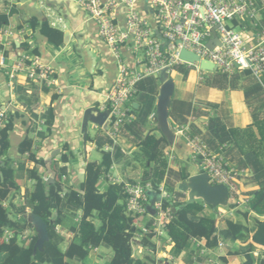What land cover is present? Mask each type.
<instances>
[{
	"label": "trees",
	"instance_id": "obj_1",
	"mask_svg": "<svg viewBox=\"0 0 264 264\" xmlns=\"http://www.w3.org/2000/svg\"><path fill=\"white\" fill-rule=\"evenodd\" d=\"M255 1L264 25V0ZM13 12L0 13V30L8 25ZM27 25L32 33L38 31L51 46L60 48L63 45V33L52 28L47 21L39 22L32 18ZM245 26L249 31H255L248 24ZM233 27L240 29L244 25L233 23ZM29 49L28 45L23 46V50L29 52ZM30 55L39 54L35 50ZM240 74L250 76L248 72H235L231 81ZM227 78L217 72L213 81L225 83ZM158 88L159 82L154 78H146L136 85L134 98L139 106L137 109L133 107L134 98L128 106L133 114L134 111H139V114L134 122L123 129L136 138L138 153L143 161L140 181L131 183L148 184L150 190L157 194L163 185L169 197L162 200V210H170L172 216L164 230L165 238L173 244L171 256L178 258L184 254L186 264H203L200 259L197 263L193 261L194 258L197 260L200 249L194 247L192 240H198L210 251L217 249L219 243L224 244L227 255L242 257V264H264V221L259 219L264 217V102L251 113L252 123L245 129L227 128L216 116L208 120L207 133L212 139L210 149L221 154L230 166L250 171L253 183L259 187L250 195L248 205L236 211L238 221L226 219L225 228L219 229L216 209L208 207L210 212L205 213V204L198 200L187 204L186 199L177 193L176 184L187 181L190 173L187 167L182 166L177 171L169 170L171 160L165 151L170 145L157 133L155 124L152 123L154 128L145 131L149 117L155 114ZM250 91L264 97V77ZM245 99L249 100L246 93ZM53 100H56V96ZM191 110L190 104L172 98L169 110L172 127L178 119L185 123V117ZM13 118L9 113L0 128V264H88L93 251L100 247L112 252L108 264H172L168 260H156L152 232L143 235L139 243L151 253L142 259L133 257L132 241L138 233L136 217L126 212L124 184L107 181V175L122 157V152L105 136L93 141L101 155L100 161L87 162L83 180L76 185L63 181V177H68L65 164L72 158L71 152L60 160L65 166L51 167L55 173V178L51 180L40 172L45 169L44 160L37 159L33 151L34 141L26 137L20 143L18 153L34 164L33 168L26 170L31 189L23 196L24 203L16 206L14 201L21 196L18 180L23 167L18 168L19 162L8 154ZM43 120L45 131L39 136L45 140L51 134L54 123L51 108L46 111ZM107 147H113V150L108 151ZM45 178L48 180L45 181ZM102 181L107 183L103 190L100 186ZM65 185L68 189H65ZM181 206L182 210L172 213V209ZM228 208H233V205ZM28 213L37 215L47 224L49 240L41 251H35L37 235L27 221ZM146 227L152 231V220L147 222ZM255 252H258V256H254Z\"/></svg>",
	"mask_w": 264,
	"mask_h": 264
},
{
	"label": "crops",
	"instance_id": "obj_2",
	"mask_svg": "<svg viewBox=\"0 0 264 264\" xmlns=\"http://www.w3.org/2000/svg\"><path fill=\"white\" fill-rule=\"evenodd\" d=\"M9 11L14 12L3 30L12 32L13 36L3 38V43L1 41L0 56L5 57L8 67L11 68L17 62L18 56L23 53L30 54L36 50L42 63L50 65L55 71L54 77L56 79V84L50 87L43 82L34 83L28 80L24 73L16 74L14 79H10L9 69L0 67V111H5L6 117L9 113L14 117V128L9 136L10 149L8 154L9 157L19 162L18 168L23 167V170L20 171L21 182H19L20 197H22L26 191L31 189V182L26 178V170L34 166L27 160L26 156L21 157L18 153L19 145L26 137L33 139V151L37 159L45 160L52 151L60 150V153L52 160L51 167H54L53 165L55 167L66 165L68 177H65L63 181H68L69 185H76L83 180L84 168L89 162L88 154L96 150L95 143L88 138L87 132L86 142L83 141L85 155L80 152L83 162L78 161L73 155L78 134L81 137L84 135L82 129L83 113L89 108L101 112L100 107L105 103L106 95L117 77V62L109 47L100 39L96 22L71 0H43L42 3L40 0H0V13H9ZM136 11L145 17L151 25H154L153 17L145 1L142 0L136 5ZM32 18L39 22L47 21L52 28L61 31L64 36L63 45L60 48H55L38 31L32 33L27 25V22ZM117 22L120 26H124L122 12L117 13ZM24 45L30 47L29 52L23 50ZM88 47L98 55L96 67L88 73L83 70L82 66L80 72L77 73L71 58L74 56L78 59V52L81 49L84 51ZM122 56L128 67H138L135 62L139 58L138 56L129 53L127 50H122ZM89 63L91 62H86L87 67H89ZM196 72H190L186 78L183 76L178 78L175 72L169 75L175 84L173 94L175 100L188 103L192 107L189 115L185 117V123H182L180 119L175 121L173 126L176 132L175 145L170 146L165 151L172 156L171 161L176 160L180 164L184 159H187L190 164H196L186 141L187 136L199 138L210 149L212 139L207 133L209 118L218 117L227 128L245 129L252 123L251 113L258 110L259 104L264 102L263 96L254 95L250 91L257 82L251 76H241L240 74L231 81V78L235 77L232 75L227 78L225 83L213 81L211 86H201L198 83ZM92 75L95 76V80L91 77ZM245 93L249 100L245 99ZM55 96L56 100H53ZM156 99L157 96L154 108ZM136 101L138 100L134 98L132 103L136 105L135 109L139 106ZM1 107L4 109L1 110ZM49 108L53 111L54 123L51 134L42 140L39 134L45 129L44 125L40 126V122L44 121L43 116ZM89 124L95 130H97L96 126H100L89 122L87 127ZM38 128L41 129L40 132H38ZM182 129L185 130L186 136L177 134ZM133 138L135 137L128 130H121L116 146L121 149L122 157L115 162L109 174L123 183L137 182L134 176L138 173H136L137 171L132 172L135 167L128 157L130 151L138 149V144H135L134 147L132 142L129 143ZM67 149L68 151H66ZM69 152L72 153V158L69 163L62 165L60 161L62 156H66ZM212 152L216 153L213 150ZM169 167L175 168L171 165ZM232 167L236 168L235 166ZM40 172L50 178L46 169H41ZM51 172H53L52 169ZM196 174L198 173L190 174V176ZM180 183L178 182L176 185ZM237 183L241 195L245 197H250L259 189L257 184L253 183L250 171L239 177ZM106 184L105 181L101 182V190ZM65 189H68V186L65 185ZM20 197L14 201L16 206H19L17 203L20 201ZM206 212L208 211L205 208ZM259 219L264 221V217ZM232 220L235 221V219ZM148 221L149 219L145 217L136 223L138 233L132 242V252L135 259H142L151 253L139 245L141 229ZM224 221L217 220L219 229L225 228ZM153 243L156 248L155 258L161 255L160 258L163 261L168 260L172 264H186L184 254L178 258L171 256L173 244L168 242L165 237ZM201 243L203 244V242ZM102 248L107 251L101 253ZM108 259L109 249L100 247L93 251L88 264H106ZM198 259L202 260L203 264L243 263L242 257L227 255L225 247L200 252L197 260L193 259L194 263H197Z\"/></svg>",
	"mask_w": 264,
	"mask_h": 264
},
{
	"label": "built area",
	"instance_id": "obj_3",
	"mask_svg": "<svg viewBox=\"0 0 264 264\" xmlns=\"http://www.w3.org/2000/svg\"><path fill=\"white\" fill-rule=\"evenodd\" d=\"M71 1L96 22L100 39L109 47L117 62V77L106 95L105 103L100 107L101 112H107V117L102 125L96 126L114 146L121 130L135 121V115L128 105L135 97L136 85L140 81L146 78L158 80L164 69L170 75L174 66L195 67L201 72L199 62L190 64L179 59L182 50L210 62L215 71L227 77L235 72H248L259 83L264 77V25L255 0H143L153 17L154 25L136 11V5L142 0ZM119 12L124 15L123 27L117 22ZM233 23L244 27L234 28ZM245 24L255 31H249ZM213 29L218 44L210 49L207 43L214 37ZM11 36L12 32L0 30V43H3V38ZM122 50L139 57L135 61L138 67L126 65ZM0 67L9 69L10 79L24 73L34 83L43 82L49 87L56 84L55 71L50 65L43 64L38 56L23 53L10 68L1 55ZM154 119L155 114H152L149 120L153 123ZM5 120L6 112L0 111V128ZM42 125L43 121L40 122ZM177 134L186 136L183 129ZM186 141L193 161L198 165V173H206L211 184H222L228 189L229 205H233V208H227L229 205L217 207V220L232 218L236 211L244 209L250 201V197L241 195L237 183L238 178L248 171L230 166L221 154L212 152L197 137L187 136ZM107 150L112 151L113 147H107ZM166 155L172 160L170 154ZM107 181L112 184L123 183L110 175H107ZM123 184L127 196L126 212L136 217L135 224L145 217L152 220V231L146 227V223L141 229V238L151 232L154 234L153 241L165 237L164 230L172 216L170 210H162V200L169 198L163 185L158 193L160 201L155 204V214L152 216L147 211L148 193L152 192L150 186ZM192 243L200 252L208 251L201 241L192 240ZM223 247L224 244L219 243L218 248ZM160 256L156 258L157 261H163ZM254 256H258V252Z\"/></svg>",
	"mask_w": 264,
	"mask_h": 264
},
{
	"label": "water",
	"instance_id": "obj_4",
	"mask_svg": "<svg viewBox=\"0 0 264 264\" xmlns=\"http://www.w3.org/2000/svg\"><path fill=\"white\" fill-rule=\"evenodd\" d=\"M214 35L213 39L207 43V47L212 49L214 45L218 44V40L215 35V30H212ZM179 59L193 64L194 62H199V70L201 72L211 73L215 71V67L208 61L200 60L196 55L182 50L179 54ZM158 82L160 87L157 93L156 106H155V119L153 123L156 125L157 133L164 137L170 146L175 145L176 133L173 129L169 120V110L171 106V100L174 94L175 84L167 73V69L160 72ZM135 108L136 105H133ZM96 114V115H94ZM107 117V112H96L95 109L89 108L83 113L82 117V129L84 132L83 141L86 142L87 139V125L89 122L102 125ZM60 153V150L52 151L48 157L44 160L45 169L50 175V179L55 178V173L51 172L52 160ZM178 190L185 193L187 196L186 203H193L196 200H200L206 206L211 207V209H216L217 207H227L229 205V193L226 186L222 184H211L209 182V176L206 173H198L196 175H191L187 181L181 182L178 185ZM149 205L147 211L150 215L155 214L154 206L160 201V196L157 193L149 192ZM183 207H177L172 209V213L176 214L178 211L182 210ZM27 221L34 229L37 235V242L35 245V251H41L43 245L48 242L49 236L47 232V224L41 220L37 215L30 213L27 216Z\"/></svg>",
	"mask_w": 264,
	"mask_h": 264
},
{
	"label": "rangeland",
	"instance_id": "obj_5",
	"mask_svg": "<svg viewBox=\"0 0 264 264\" xmlns=\"http://www.w3.org/2000/svg\"><path fill=\"white\" fill-rule=\"evenodd\" d=\"M67 22H69V20H67ZM66 38H68L67 35H66ZM79 45H80V41H79ZM78 55H79L78 56V59L75 58L74 56H72V58H71L73 60L72 62H73L74 69L76 68V72L79 73L80 70H81V68H82V66H83V70L85 72L90 73L92 71V69H94L96 67V61L98 60L97 59L98 58L97 53H95L91 48L88 47V48H85L84 51L81 49L78 52ZM87 61H90L91 62L88 65L89 67L86 66V62ZM75 62H77V64H75ZM192 71L196 72L198 70L195 67H190L189 68L187 66L181 65V66H174L172 68V70H171V74L173 72H175L178 78H180L181 76H183L184 78H186V76L190 72H192ZM196 73L198 74L197 75V77H198V83H200L201 86H211L212 85V82H213V78L217 74V71H213L211 73H208V72H199L198 71ZM91 77H93L94 80L96 79L94 75H92ZM178 78H177V80H178ZM174 99H175V96L173 97V100ZM139 104H141V103H139ZM3 109L4 108L1 107V110H3ZM134 114H135V116L137 118L138 117V114H139V111H134ZM153 126L154 125L149 120L148 123H147V125H146L145 131H149L151 128H154ZM87 132H88V138L90 140H92V141H95L96 139H102L104 137L103 133L100 130H95L94 127L91 124H89V126L87 127ZM78 136H77V145L74 148L73 155L78 159V161L83 162V157L80 156V152L85 155L84 149H83L84 142H83V137H81L79 134H78ZM131 142L134 144V147H135V144H137L136 139L133 138L132 140H130L129 143H131ZM91 151H92V149H91ZM88 157H89V159H88L89 162H98L101 159V155H100V153L97 150H93L92 152H90L88 154ZM128 157L132 161V163L134 164V167H135L132 172L137 171L136 173H138V174H136V176H134V178L137 181H140L141 174H142V170H143V161H142V159H141V157H140V155L138 153V149L136 148V149L130 151V155ZM181 164L178 163L176 160L170 161L169 162V165H171V166H173L175 168L171 169L169 167V170H171V171H177L179 169V166H182V167H187V170H188V172L190 174L198 173L199 172L197 163L196 164H190L187 159H184ZM20 180L21 179L19 178L18 181L21 182ZM171 181L172 182H175L174 179H172ZM176 190H177V193L179 192L181 194V198L182 199H184V198L186 199V194L185 193H182V192H180L178 190V185L176 186ZM22 198H23V196L20 197V199H19L20 201L17 203V204H19V206L24 203V200H22ZM186 201H187V199H186ZM198 201H200V200H198ZM208 207L209 206H207L206 209H207V211L209 213L210 212V209ZM225 219H220L219 221L222 222ZM231 219H235V221H238V217L236 216V212L234 213V216ZM106 251L107 250L104 249V248H102L100 250L101 253H105ZM111 257H112V252L109 249V259L107 260L106 264L109 263ZM74 264H77V263H74Z\"/></svg>",
	"mask_w": 264,
	"mask_h": 264
}]
</instances>
